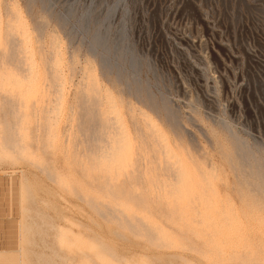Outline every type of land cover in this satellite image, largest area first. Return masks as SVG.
Here are the masks:
<instances>
[{
	"label": "rangeland",
	"instance_id": "1",
	"mask_svg": "<svg viewBox=\"0 0 264 264\" xmlns=\"http://www.w3.org/2000/svg\"><path fill=\"white\" fill-rule=\"evenodd\" d=\"M260 261L264 0H0V264Z\"/></svg>",
	"mask_w": 264,
	"mask_h": 264
},
{
	"label": "bare ground",
	"instance_id": "2",
	"mask_svg": "<svg viewBox=\"0 0 264 264\" xmlns=\"http://www.w3.org/2000/svg\"><path fill=\"white\" fill-rule=\"evenodd\" d=\"M18 17H20V15L18 16ZM10 32H12V30L10 31ZM9 36H11L10 37V42L11 43H14V44H16L17 45V38H16V35L15 34H13V33H10L9 34ZM57 61V60H56ZM32 63H34V62H32ZM57 66V65H56ZM60 71V70H59ZM61 73V72H60ZM35 75V74H34ZM114 104V103H113ZM98 105H99V100H98ZM113 107H115V105L113 106ZM116 118V117H115ZM150 122V121H149ZM158 131V130H157ZM155 132V131H154ZM157 132H155V134H156ZM121 135V134H120ZM158 135V134H157ZM163 138V137H162ZM163 150V149H162ZM168 151V150H167ZM167 153V152H166ZM163 154V153H162ZM170 155V154H169ZM165 156V155H164ZM163 156V157H164ZM166 160V159H165ZM28 231V230H27ZM28 233V232H27ZM259 264H264V262H261L260 261V263Z\"/></svg>",
	"mask_w": 264,
	"mask_h": 264
},
{
	"label": "clouds",
	"instance_id": "3",
	"mask_svg": "<svg viewBox=\"0 0 264 264\" xmlns=\"http://www.w3.org/2000/svg\"><path fill=\"white\" fill-rule=\"evenodd\" d=\"M219 242V241H218Z\"/></svg>",
	"mask_w": 264,
	"mask_h": 264
}]
</instances>
